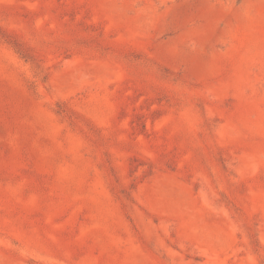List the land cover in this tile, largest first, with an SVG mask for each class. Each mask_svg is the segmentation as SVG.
<instances>
[{"label": "rangeland", "instance_id": "obj_1", "mask_svg": "<svg viewBox=\"0 0 264 264\" xmlns=\"http://www.w3.org/2000/svg\"><path fill=\"white\" fill-rule=\"evenodd\" d=\"M0 264H264V0H0Z\"/></svg>", "mask_w": 264, "mask_h": 264}]
</instances>
